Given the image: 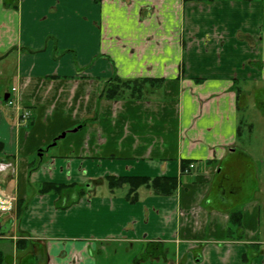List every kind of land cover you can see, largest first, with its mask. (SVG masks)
Returning a JSON list of instances; mask_svg holds the SVG:
<instances>
[{
    "label": "crops",
    "instance_id": "obj_1",
    "mask_svg": "<svg viewBox=\"0 0 264 264\" xmlns=\"http://www.w3.org/2000/svg\"><path fill=\"white\" fill-rule=\"evenodd\" d=\"M9 60L31 119L0 100L16 197L0 264H264V185L239 146L242 98L264 89V0H0ZM112 78L157 86L107 100ZM109 177L178 183L130 194Z\"/></svg>",
    "mask_w": 264,
    "mask_h": 264
},
{
    "label": "rangeland",
    "instance_id": "obj_2",
    "mask_svg": "<svg viewBox=\"0 0 264 264\" xmlns=\"http://www.w3.org/2000/svg\"><path fill=\"white\" fill-rule=\"evenodd\" d=\"M0 71H2V73H0V97L4 98L3 94L6 92V90H11V88L16 85V81L11 79L13 78V73H14L13 60H9L7 63L6 62L0 63ZM155 86H157L156 83L153 82L146 83L144 87L145 90L144 93L147 94L148 90L154 89L153 87ZM12 98L13 99L7 102H5L3 99H0L1 102L4 103L2 107L7 108L6 114L11 115L14 109L15 113H17L16 116L13 113V116L16 117V119L14 118V123L15 122L28 123L31 119V116H29L27 121H25L26 119L25 118L23 119L22 114L30 113V112L18 106V92L17 93L13 92ZM242 99L244 103L243 105L245 106L244 107L245 109L242 112V118L245 120V128L243 132V139L242 142L239 144V146L241 147V149L247 150L252 155L253 157L252 168L257 170L259 174L258 180L260 184L264 185V89L257 88L253 90V94H249V97H243ZM9 121H7L8 124ZM10 122L13 123L12 120ZM247 124H251L253 126L251 133H249ZM3 135H4V130L3 127L0 125V136L3 137ZM9 142H8V146L10 147ZM54 150L55 148H52L51 152H54ZM40 155L43 154H41L40 152H36L34 155L36 158L33 159L35 160L37 159L39 161ZM2 158L3 157L0 155V161L2 160ZM7 162H12V161L7 160ZM254 174L255 173L253 172V179H252L253 181L255 180ZM12 175L13 174L10 172L6 175V177L10 178V176ZM246 178L248 181H246ZM246 182L249 183L250 181L249 178L244 175L243 183ZM262 210L264 211V208ZM263 211L262 214L264 215ZM263 215H262V222L264 224ZM9 218L10 217L8 214L0 215V223L3 224L1 231L2 233L7 234L9 230L12 228V221Z\"/></svg>",
    "mask_w": 264,
    "mask_h": 264
},
{
    "label": "trees",
    "instance_id": "obj_3",
    "mask_svg": "<svg viewBox=\"0 0 264 264\" xmlns=\"http://www.w3.org/2000/svg\"><path fill=\"white\" fill-rule=\"evenodd\" d=\"M152 82L148 79H136V80H123L119 78H112L105 83L103 92L104 99L107 100H140L145 96V84ZM3 151V145L0 143V152ZM178 181L172 178H156L149 179L146 177H109L108 185L111 189L120 188L124 185H128L130 194H134L140 187H151L160 194L171 195L176 189ZM52 184H46L44 191L50 190ZM67 187H58L59 193H62ZM78 200L72 202L73 204Z\"/></svg>",
    "mask_w": 264,
    "mask_h": 264
},
{
    "label": "built area",
    "instance_id": "obj_4",
    "mask_svg": "<svg viewBox=\"0 0 264 264\" xmlns=\"http://www.w3.org/2000/svg\"><path fill=\"white\" fill-rule=\"evenodd\" d=\"M16 89H13V92H16ZM23 119H27L29 117V113L22 114ZM194 166L191 165L190 168ZM14 166L11 162H1L0 163V173H4L7 171H13ZM16 198L10 194H6L4 192H0V213H7L10 212L15 205Z\"/></svg>",
    "mask_w": 264,
    "mask_h": 264
},
{
    "label": "water",
    "instance_id": "obj_5",
    "mask_svg": "<svg viewBox=\"0 0 264 264\" xmlns=\"http://www.w3.org/2000/svg\"><path fill=\"white\" fill-rule=\"evenodd\" d=\"M8 97H9V94H7V95L5 96V100H7ZM64 136H65V133H63L61 137H64ZM61 137H60V138H61ZM0 231H1V224H0Z\"/></svg>",
    "mask_w": 264,
    "mask_h": 264
}]
</instances>
